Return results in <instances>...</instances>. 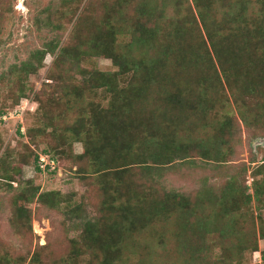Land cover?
<instances>
[{
    "label": "trees",
    "instance_id": "trees-1",
    "mask_svg": "<svg viewBox=\"0 0 264 264\" xmlns=\"http://www.w3.org/2000/svg\"><path fill=\"white\" fill-rule=\"evenodd\" d=\"M192 1L105 0L99 16H80L66 44L52 40L13 67L18 94H9L19 105L34 91L31 75L56 55L45 85L53 90L36 94L39 125L27 130L30 144L7 154L12 162L0 159V180L14 181L17 162L41 171L36 148L46 144L50 160L69 159L87 190L82 203L68 204L80 232L69 241V255L52 259L46 245L16 261L3 255L4 264H76L82 255L90 257L87 264H159L152 257L167 250L169 233L174 264H259L248 263L246 251L260 253L264 264V164L251 171L250 192L240 179L249 165L239 173L231 162L240 121L264 126V0ZM99 57L118 70L85 66ZM196 157L214 162L215 173L226 168L227 180L202 178L192 195L163 185L179 166L195 168ZM29 183L13 210L20 235L34 234L27 205L73 201ZM143 236L155 243H143Z\"/></svg>",
    "mask_w": 264,
    "mask_h": 264
},
{
    "label": "rangeland",
    "instance_id": "rangeland-1",
    "mask_svg": "<svg viewBox=\"0 0 264 264\" xmlns=\"http://www.w3.org/2000/svg\"><path fill=\"white\" fill-rule=\"evenodd\" d=\"M189 1L193 5V1ZM104 3L105 0H0L1 12L3 11L0 21V159L4 156L8 162H12L13 159H9L7 154H17L22 144H30L31 139L28 137L27 130L29 127L39 125L40 103L36 100V94L45 88L46 91L53 90L45 85L52 83L51 80H48V76L53 68L56 55H47L44 68L31 75L29 85L34 88V91L28 94V98L22 99L19 105L14 103L15 98L9 94L12 91L14 95L18 94V89L11 81L15 77L11 72L13 67L27 61L33 51L44 48L52 40L61 39L62 45L66 44L70 41L80 16L86 13V15L99 16L103 12ZM86 8L88 9L85 11ZM125 41L128 40L125 39ZM85 66L88 69L96 68L101 71L118 70L112 60L104 57H99L91 62L89 60ZM100 97L99 95L98 98L100 99ZM231 108L233 114L240 121L239 111L233 101ZM263 127L262 124H253L251 127H247L240 121V144L236 154L231 158L232 164L235 165V169L239 173L241 172L239 166L242 163L249 165V173H241L240 179L242 184L248 185L251 189L250 192H253L251 171L264 164V144L260 143L264 140ZM32 147L35 149L34 145ZM47 148L46 144H42L39 149L36 148L40 155L41 171L36 168L34 162L29 165L17 162L15 165H18L19 172L10 173V176L14 177V181L0 180L1 261L3 255H7L12 261L19 260L21 257L27 256L30 251H35L36 248L46 245H48L51 258L58 259L68 254L70 239L80 234L75 229L76 219H72L67 210L68 204L74 206L82 203L87 187L84 181L77 176V168L72 167L69 159L54 162V160H50V155L43 152ZM75 151L81 153L83 151L82 144L76 143ZM193 161L197 165L195 168L179 166V172H171L161 179L163 185L171 190L192 195L195 189L201 186L202 178L209 179L213 184L218 183L217 185L227 180L228 177L225 179L222 177V174L228 171L226 168L220 170L221 174L215 173L214 162H209L201 157H196ZM251 161H255V163L250 164ZM32 181L37 187H41L42 192L58 191L64 198L72 197L73 201L71 203L63 202L59 208H50L40 202L27 205L33 211L34 234L20 235L12 221L13 210L18 193L23 187L31 185L29 182ZM9 184L13 188H10ZM87 204L89 205V203ZM86 209L88 212H92L94 208L88 206ZM254 210L256 212V207ZM169 223L165 222L164 224ZM156 225V229H160L161 224L157 223ZM169 226L174 229L173 224L170 223ZM258 229L259 224H257V231ZM168 236L167 250L159 251L152 257L153 260L159 261V264H174L178 259L177 253H174L171 248L176 244L175 237L172 233H169ZM138 239L140 240V238ZM155 240L153 237L147 239L143 236L141 238L145 244H153ZM259 247L264 250L263 239H259ZM218 252L219 249L215 250L213 255L216 256ZM245 255L248 263L262 264L260 253L246 251ZM77 260L76 264H87L90 257L82 255ZM136 261L139 260L133 259L130 263L135 264Z\"/></svg>",
    "mask_w": 264,
    "mask_h": 264
},
{
    "label": "water",
    "instance_id": "water-1",
    "mask_svg": "<svg viewBox=\"0 0 264 264\" xmlns=\"http://www.w3.org/2000/svg\"><path fill=\"white\" fill-rule=\"evenodd\" d=\"M260 143L264 144V140H263V141H261Z\"/></svg>",
    "mask_w": 264,
    "mask_h": 264
}]
</instances>
